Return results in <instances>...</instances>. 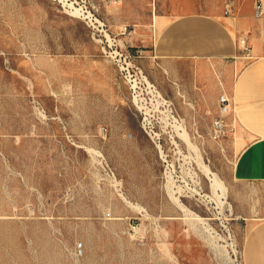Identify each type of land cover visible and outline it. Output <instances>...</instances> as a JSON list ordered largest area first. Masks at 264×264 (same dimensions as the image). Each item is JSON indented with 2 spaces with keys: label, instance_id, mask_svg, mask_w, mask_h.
I'll use <instances>...</instances> for the list:
<instances>
[{
  "label": "rangeland",
  "instance_id": "rangeland-1",
  "mask_svg": "<svg viewBox=\"0 0 264 264\" xmlns=\"http://www.w3.org/2000/svg\"><path fill=\"white\" fill-rule=\"evenodd\" d=\"M225 2L0 0V264H264L233 180L242 54L159 49L171 21Z\"/></svg>",
  "mask_w": 264,
  "mask_h": 264
},
{
  "label": "crops",
  "instance_id": "crops-1",
  "mask_svg": "<svg viewBox=\"0 0 264 264\" xmlns=\"http://www.w3.org/2000/svg\"><path fill=\"white\" fill-rule=\"evenodd\" d=\"M237 6L235 0L232 16H182L171 21L167 25L169 30L165 41L172 44L166 47L167 43L163 41L159 49L165 57L175 55L195 59L197 65L204 58L234 59L237 54H242L240 71L235 79L229 73L227 82L232 108L250 141L236 160L233 180L248 184V191L240 192L239 201L247 204L245 209L253 214L250 217L262 221L257 227L264 236V16H257L255 0L250 15L242 16ZM240 36H247L248 56L239 44ZM249 190L256 200L249 197ZM250 202L254 203L252 207Z\"/></svg>",
  "mask_w": 264,
  "mask_h": 264
},
{
  "label": "built area",
  "instance_id": "built-area-1",
  "mask_svg": "<svg viewBox=\"0 0 264 264\" xmlns=\"http://www.w3.org/2000/svg\"><path fill=\"white\" fill-rule=\"evenodd\" d=\"M235 7V0H228L225 4V15L226 16H232L233 10ZM255 11L259 18L264 16V0H255ZM239 44L242 47L243 52L246 56L249 55L250 48L248 45V39L247 36H240L239 37ZM228 100V99H227ZM225 120L223 118H217L214 121V133L215 137L219 138L224 133L225 127H226Z\"/></svg>",
  "mask_w": 264,
  "mask_h": 264
},
{
  "label": "bare ground",
  "instance_id": "bare-ground-1",
  "mask_svg": "<svg viewBox=\"0 0 264 264\" xmlns=\"http://www.w3.org/2000/svg\"><path fill=\"white\" fill-rule=\"evenodd\" d=\"M185 132V131H184ZM179 137H181V138H183L184 140H187L188 141V136L185 134V133H183V134H180L179 135ZM189 142V141H188ZM172 143L175 145V146H179V143H178V141L173 137V141H172ZM188 144V143H187ZM190 147V146H189ZM196 149V148H195ZM202 163V162H201ZM200 163V164H201ZM203 164V163H202ZM202 164H201V166H202ZM203 167H204V165H203ZM203 170V169H202ZM205 172L207 173L206 175H208V177H210L211 178V180L212 181H210V182H212V186L215 188V187H217V189H218V187L220 188V189H222V194H226V188L224 187V184L222 183V181H220L219 179H218V177H217V175L215 174V173H213V172H211L210 171V169H209V167L208 168H205ZM204 172V173H205ZM211 186V187H212ZM193 190V189H192ZM195 190V189H194ZM173 191V190H172ZM171 191V192H172ZM217 191V190H216ZM220 191V190H219ZM173 193L174 192H172L170 195H172L173 196V198H175L177 201L179 200L178 199V197H174V195H173ZM194 193H195V191H194ZM197 193V192H196ZM199 193V192H198ZM217 193V192H216ZM217 195V196H224V195ZM200 195V194H199ZM216 195H215V197H216ZM171 196V197H172ZM179 196V195H178ZM207 197V196H206ZM225 197V196H224ZM174 199V200H175ZM221 199H219V201H220ZM218 201V202H219ZM221 203V202H220ZM219 203V204H220ZM180 204V203H179ZM182 204V203H181ZM222 205V204H221ZM181 206V205H180ZM184 206V205H183ZM183 206H181L182 208H184V210L186 211V209H185V206L183 207ZM188 210V209H187ZM186 212H188V211H186ZM193 214V213H192ZM196 215V214H195ZM197 216V215H196Z\"/></svg>",
  "mask_w": 264,
  "mask_h": 264
}]
</instances>
